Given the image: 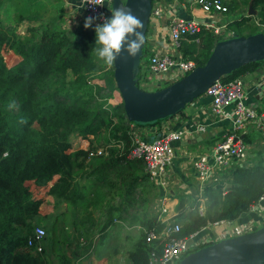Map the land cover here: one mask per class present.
<instances>
[{"label":"trees","instance_id":"1","mask_svg":"<svg viewBox=\"0 0 264 264\" xmlns=\"http://www.w3.org/2000/svg\"><path fill=\"white\" fill-rule=\"evenodd\" d=\"M248 1L222 0L224 13L237 15L225 27H237L245 21L254 26L248 34L264 33V0H251L255 15L250 16L242 14ZM0 8L11 17L8 27L0 24V51L11 50L19 58L6 67L0 54V264H51L44 247L33 253L32 247L25 244L39 224L36 219L40 203L25 180L44 185L57 174L48 194L72 204L80 197L74 179L82 168L86 175L106 168L122 181L123 171L132 163L136 173L131 184L138 187V196L149 194L150 189L154 196V190L141 161L127 158L130 122L124 117L121 102H108L116 91L109 36L105 38L101 27L92 24L94 18L83 15L74 27L64 28L60 0H0ZM20 24L24 29L18 31ZM259 25L262 30H258ZM219 39L223 38L201 29L180 36L176 50L182 59L199 66ZM108 62L111 69L103 75L105 85L91 82L92 74ZM260 63L264 61L246 63L219 79L241 77L240 73ZM139 75L140 64L136 85L141 88ZM89 136L100 141L95 146L108 145L106 154L86 160L83 149L66 152L72 138ZM221 176L227 185L213 182L202 186V214L197 212L199 201L182 208V199L178 200V215L183 216L180 235L207 223L234 220L264 193V164L260 160L229 165ZM140 222L139 239L130 252L133 264L146 263L150 246L144 241V232L161 226L154 216L144 213Z\"/></svg>","mask_w":264,"mask_h":264},{"label":"crops","instance_id":"2","mask_svg":"<svg viewBox=\"0 0 264 264\" xmlns=\"http://www.w3.org/2000/svg\"><path fill=\"white\" fill-rule=\"evenodd\" d=\"M60 2L63 15H65L63 27L70 29L82 20L84 14L75 0H60ZM202 15L203 12L198 5L193 3V0H152L151 13L144 35V53L160 51L177 55L176 49L171 48L167 40L168 20L172 16L194 17L201 20ZM233 15L222 13L221 22L224 26L234 18ZM68 18L71 21L69 25L65 24ZM2 25L6 27L5 24ZM231 34L232 32H228L222 38L229 37ZM0 52H6L9 66L19 60L11 50L1 49ZM240 75L243 81L244 102L253 106L257 111L264 112V81L260 79L264 76V63ZM207 102V97L201 95L170 117L153 124L131 123L129 125L130 133H135L146 141H151L161 132L182 129L191 131L172 144L174 158L170 165V178L174 183V188L169 190L166 208L168 214L173 216L174 221L179 225L183 219V216L178 215L181 207H188L197 200L199 201L197 212L203 213L204 203L201 195L203 185L213 182H222L227 185L223 182L225 177L222 178L221 175L229 165L226 168H214V179H210L200 187H198L195 176L196 172L189 168V161L192 159L211 162L209 156L212 144L232 129L226 117L209 121L211 115L207 109ZM230 110L231 106L225 109L227 115ZM198 124L204 126L203 131L194 130ZM236 134L240 135L248 146L247 153L248 151L249 153L246 157L248 161L260 160L264 164V131L261 132L253 124L248 123ZM90 141L91 139H81L79 142L75 137L70 141L68 150L71 152L75 149H83L89 145ZM78 143L80 147L76 146ZM134 167L135 165L130 163L126 171H123L125 179L122 181L121 177H117L114 172L106 168H102V171L98 170L97 174L89 175H86L85 168H82L80 175L74 179L78 184L74 188L79 191L80 197L72 204L60 199L56 200L48 194L47 190L57 179V174L53 175L44 185H36L33 180L24 181L33 198L40 199L36 221L44 228H48L50 232L49 235L44 236L42 248H45L46 259L51 264H133L130 252L139 239L140 219L143 213L147 216H154L156 196L155 192L154 196L151 194V189L149 194L138 196V187L131 184L133 175L136 173ZM95 176L96 183L93 182ZM179 185L189 188L191 193L186 191L188 196L178 198L180 190L178 188L177 192L175 186ZM179 199H182L183 206L181 207L178 206ZM260 204L264 205V200ZM258 218L256 212L246 210L234 220H221L215 224L214 222L207 223L208 228L205 231L213 242L237 235L233 229L236 225Z\"/></svg>","mask_w":264,"mask_h":264},{"label":"built area","instance_id":"3","mask_svg":"<svg viewBox=\"0 0 264 264\" xmlns=\"http://www.w3.org/2000/svg\"><path fill=\"white\" fill-rule=\"evenodd\" d=\"M75 2L80 6L84 15L94 18L92 24H98L101 27L104 37L109 36L111 0H75ZM193 3L199 6L203 12V18L197 20L194 17H170L167 23L166 36L171 48L176 49L180 36L195 34L201 29L207 30L214 35L223 34L225 26L221 19L222 13L226 11V8L222 5V0H193ZM140 62L148 71L145 80L151 85L154 84L155 89L161 87L158 82L164 81L163 85H166L180 78L194 67L192 61L182 59L179 53L173 55L160 51L149 53L146 60H140L139 64ZM260 79L264 81V76H261ZM202 95L208 99L207 109L211 115L209 121L226 117L232 129L212 144L209 156L211 162L200 159L189 161V168L196 172L198 187L202 186L203 183L209 182L210 179H214V168H226L231 164H248L246 158L249 153V151L247 153L248 146L241 136L236 134L238 130L251 123L259 131H264V112L257 111L253 106H249L244 102L243 81L240 76L229 80L217 79L206 88ZM228 106H231V110L227 115L225 109ZM194 130L203 131L204 126L198 124ZM190 132V130L185 129L161 132L155 135L151 141L143 140L137 134L130 133L131 143L127 157L141 161L147 180L152 185L158 186L161 192L154 200L153 214L155 221L161 226L158 229L151 228L144 232V241L150 246L145 264H174L188 252L212 242L205 231L208 225H204L187 235H180L179 223L174 221L173 216L171 217L168 214L166 208L170 193L169 191L167 196L166 189L171 186L170 165L174 158V146L172 144L181 140L185 134ZM77 139L81 142L80 138ZM77 146L80 147V143ZM103 154H105V147H96L89 149L86 157ZM262 200H264V193L256 202L248 205L247 210L256 212L259 218L249 219L236 225L233 229L237 234H242L264 225V205L260 204ZM43 235V228L35 226L30 236L26 239V247H32L33 253L40 252L42 250L41 240L44 237ZM188 240H190L189 243H187Z\"/></svg>","mask_w":264,"mask_h":264},{"label":"water","instance_id":"4","mask_svg":"<svg viewBox=\"0 0 264 264\" xmlns=\"http://www.w3.org/2000/svg\"><path fill=\"white\" fill-rule=\"evenodd\" d=\"M151 2L111 0L110 4L112 79L128 122L151 123L172 116L221 76L246 63L264 61V33H232L214 43L202 65L180 78L153 90L137 87ZM246 14L255 15L251 0ZM174 264H264V225L192 250Z\"/></svg>","mask_w":264,"mask_h":264},{"label":"rangeland","instance_id":"5","mask_svg":"<svg viewBox=\"0 0 264 264\" xmlns=\"http://www.w3.org/2000/svg\"><path fill=\"white\" fill-rule=\"evenodd\" d=\"M69 10V9H68ZM236 14V13H235ZM233 15L232 17H235V16H237V15ZM243 15H247L246 14V11L245 12H243L242 13ZM248 16H250V15H248ZM63 18H65V15H63ZM65 24H67V25H69L70 24V22L71 21H69V18L67 19V20H65ZM0 23H1V25L2 24H5V26L6 27H8L9 25H10V23H11V17H10V14H4L3 13V10L2 9H0ZM75 24V23H74ZM3 26V25H2ZM261 27L262 26H258V30H262L261 29ZM22 29H24V26L23 25H19L18 26V31H20V30H22ZM253 30H254V26L252 25V24H246L245 23V21H244V23H242L240 26H237V27H235L234 25H231V27H224L223 28V34L222 35H216V37L217 38H222L226 33H228V32H232V33H235L234 31H239V33L242 35V36H246V35H249L248 33H251V32H253ZM0 54H1V56H2V58H3V62L5 63V65H7V66H9V62H8V57H7V55H6V52H0ZM147 52L146 53H143L142 55H141V57H140V60H142V61H145L146 60V58H147ZM102 65H104V64H102ZM111 69V65H110V63L108 62V63H106L105 65H104V67L103 68H98L93 74H92V79H91V82H94V83H99V84H102V85H105V81H104V77H103V75L106 73V71H109ZM108 74H109V72H108ZM148 75V71H147V69L145 68V67H143V65H142V63L140 62V75H139V85L141 84V88L142 89H144V90H153V89H155L156 87H155V85L154 84H149L148 83V81L147 80H145V78H144V76H147ZM163 83H164V81H160V82H158V84H160L161 86L163 85ZM108 102L110 103V104H115V103H118V102H120V97H119V95H118V93H117V91H114L113 92V94H112V97L111 98H109L108 99ZM88 139H91V137L90 138H88ZM73 140V139H72ZM98 142H100V141H98ZM98 142H95L94 141V139H91V141H90V143H91V147H94L95 145H98L99 143ZM70 150H67L66 152H69ZM251 159V158H250ZM247 161H248V159H247ZM249 163H251L252 161H248ZM241 165H246V164H241ZM94 178V177H93ZM91 181H93V179H90ZM94 183H96V181H95V178H94V181H93ZM170 182H171V185L172 186H169V187H167L168 189H166L167 190V192H166V195L168 196V193H169V190L170 189H172V188H174L173 187V185H174V183L172 182V180H171V178H170ZM152 185V184H151ZM151 188L154 190V192L156 193V196H155V199L157 198V193H160V189H159V187L158 186H155V185H152L151 186ZM175 188H177V192H178V188H179V190H180V196H178V198H180V197H185V196H188V194H186V191L188 192V193H191L190 192V189L189 188H187V187H185V186H183V185H179L178 187L177 186H175ZM154 199V200H155ZM36 226H40V227H42L43 228V230H44V235L43 236H47V235H49V231H48V228L46 229V228H44L42 225H39V224H37ZM207 228H208V226H207ZM206 228V229H207Z\"/></svg>","mask_w":264,"mask_h":264},{"label":"clouds","instance_id":"6","mask_svg":"<svg viewBox=\"0 0 264 264\" xmlns=\"http://www.w3.org/2000/svg\"><path fill=\"white\" fill-rule=\"evenodd\" d=\"M152 3V2H151ZM110 30H111V27H110ZM109 35H110V32H109ZM109 38V37H108ZM170 117V116H169ZM167 118V117H166ZM131 123H134V122H130V124ZM129 124V125H130ZM137 124V123H136ZM129 136H130V133H129ZM75 138V137H74ZM76 138H80V137H76ZM88 138H90V136L88 137ZM88 138H80V139H88ZM73 139V138H72ZM72 139H71V141H72ZM130 143H131V141H130ZM77 146V145H76ZM96 147H99V146H94V147H88V146H86L85 148H83V150H85L86 151V154H87V151L89 150V149H93V148H96ZM106 147H108V145H106L105 146V148ZM103 148V147H102ZM80 149H82V148H80ZM105 154H106V150H105ZM104 155V154H103ZM100 156H102V155H100ZM93 157H95V156H93ZM90 158H92V157H86V160L87 159H90ZM129 158V157H128ZM130 159H132V158H130ZM144 172V171H143Z\"/></svg>","mask_w":264,"mask_h":264}]
</instances>
